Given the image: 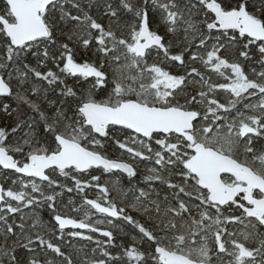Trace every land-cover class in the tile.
<instances>
[{"label":"snow or ice","instance_id":"6c2138e0","mask_svg":"<svg viewBox=\"0 0 264 264\" xmlns=\"http://www.w3.org/2000/svg\"><path fill=\"white\" fill-rule=\"evenodd\" d=\"M0 264H264V0H0Z\"/></svg>","mask_w":264,"mask_h":264},{"label":"trees","instance_id":"16d2710c","mask_svg":"<svg viewBox=\"0 0 264 264\" xmlns=\"http://www.w3.org/2000/svg\"><path fill=\"white\" fill-rule=\"evenodd\" d=\"M43 218L45 219V220H47L48 219V215H47V213L45 212V213H43Z\"/></svg>","mask_w":264,"mask_h":264}]
</instances>
